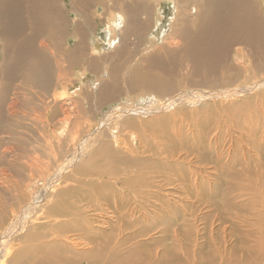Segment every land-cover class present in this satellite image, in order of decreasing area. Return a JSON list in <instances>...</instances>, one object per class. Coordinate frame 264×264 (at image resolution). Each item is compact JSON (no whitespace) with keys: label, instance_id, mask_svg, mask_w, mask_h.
<instances>
[{"label":"bare ground","instance_id":"1","mask_svg":"<svg viewBox=\"0 0 264 264\" xmlns=\"http://www.w3.org/2000/svg\"><path fill=\"white\" fill-rule=\"evenodd\" d=\"M163 1H155L153 8L155 20H152V17L148 18L146 8L141 10L137 4L125 0H69L68 11H74L77 16L83 15L82 12L92 7H100V13L95 12L93 8L92 16L96 17V22L101 17L107 18L106 28H103L104 38L100 42L93 40L100 48L108 45L114 47V59L112 58L108 67H105L106 77L98 81L97 91L100 99L108 101L115 99L114 92L119 91V87H116L119 83L116 76L119 75L122 64L124 61L132 64L131 61H135L136 56L139 55L131 51L129 58H126L129 55L127 54L120 59L126 50L125 42L131 40L137 45L143 35L148 34L146 32L148 26H150L149 35L153 37L151 40L161 39L170 56L164 62L160 54L163 52H159L160 46L155 44L153 52L156 58L152 59L153 53H150L144 60L147 62L145 69L140 64V67L148 72V76L139 75L135 68L129 75L130 85L140 82L146 89L153 91L152 94L146 95L149 99L143 103L144 105L139 103L140 101H130L128 98L124 104L109 107L99 118L97 117L96 123L89 124L79 137L73 136V132L80 130V123L70 125L68 121L71 116L67 117L70 115L67 113L68 115L63 118L66 120V128H61L59 135L62 136L60 142L72 141V149L70 148L69 154L50 171L41 166L43 161L37 153L40 146L33 145L29 148L30 143L25 136H28L32 124H41L40 128H42L54 112L62 111L66 114L63 101L71 102L67 90L57 95L54 91L57 87L64 88L66 84L64 80L68 78L67 75L73 65L77 64L76 54L79 57L85 54L83 40L76 39L70 49L63 47L65 41L63 37L66 34L71 35V38L79 35L77 25L74 29L72 27L70 33H68L69 29L64 28L65 0H0V264L4 263L7 253L11 255L13 264H79L82 261H86L87 264H141L135 257L140 248L125 250L124 245L142 235V229L133 231L131 227L136 226L139 217L135 214L140 215L144 206L142 204L144 196L136 194L133 197L135 202L129 209L132 221L124 219L120 226L113 227L112 232L102 236L95 232V228L93 229L95 225L97 227L106 223L108 216L102 215L101 211L106 210L98 201L99 195L105 200L108 197L102 195L100 191L97 192L96 189H104V184L108 186L109 182L121 183L127 188L135 180L144 185L153 184L164 175L161 174V165L153 167L155 173L144 171L147 169L146 165L140 166L139 161L126 154L130 151L137 153V144L141 143L133 128L132 130L129 128L135 127L137 122L133 115L162 113L184 101L198 105L196 98L199 96L232 97L246 92L247 84L237 85L224 92L221 90L209 92L203 89L189 92L176 91L177 83L174 84L173 75L178 71L182 72V69L186 71L185 74L198 77L202 75V79L197 82L215 80L219 65L222 66L221 74L224 75L221 76L220 81L234 80L233 76H238L240 72H246L250 68L255 70L252 77L264 70V13L261 11L264 7L260 10V7L253 4L254 0H202L204 9L195 16L190 13V9L193 7L196 12L197 8H200V1L191 5L190 1L194 0H173L171 1L172 16L169 15L165 20L168 26L171 23L167 27L169 28L167 32L163 18L167 17L168 13L160 10ZM189 5L190 8L187 7ZM157 6L160 7L156 9ZM168 12L170 14V9ZM83 16L89 17V15ZM93 22L92 20L89 24L91 29L95 27ZM103 26L105 27V23ZM93 50L94 47L89 44L88 64H91L96 53H99L97 46L96 52ZM104 56L109 57V55ZM231 59L236 63L234 64ZM256 60L263 61L261 69L253 67ZM151 68L158 71L160 69L161 73L151 75ZM183 76L184 74L182 78L187 83L196 82L193 77L188 79ZM258 85H264V79L260 80ZM79 86L76 88L78 89ZM251 91L249 85L247 92ZM128 92L124 94L129 97ZM192 96L195 97L194 100ZM49 97L54 102V106L50 108L46 106ZM82 111H84L82 104L78 105L76 117L72 121L82 119V115H85L81 114ZM174 126L176 127V124ZM36 129L41 131L39 128ZM68 129L72 132H66ZM110 137L116 143V150L119 148L118 151L108 148V141L112 140ZM171 142L170 144L173 145V141ZM122 145L126 149L125 153L120 150ZM90 146L89 158L83 162L82 153ZM221 152L220 149L216 150V155L219 156ZM99 153L101 156L97 158ZM168 154L163 157L164 161L169 159ZM172 156L173 154L170 157ZM81 160L82 162L79 163ZM148 161L153 160L148 159ZM158 162L162 163V160ZM104 164H109L108 169L101 170L100 167ZM232 166L233 164L230 163V167ZM123 171H126L125 175H121ZM67 173L68 180L75 181V176L77 181L88 178V184L84 182L88 185V189L81 191L78 196L82 199H76L75 204H67L68 199H61L59 195L63 190L58 191L57 195L53 194L58 182ZM234 175L235 173L232 172L227 176L232 181ZM231 187L235 186L231 185ZM41 207L47 210L37 214ZM117 208L124 209L123 201ZM92 211L91 214L100 212L99 217L87 218L86 215ZM115 229H118L116 234L118 238L114 236ZM15 241L17 245L19 244L17 250L13 248L16 246ZM141 244L139 242L136 246L141 247ZM79 247L87 249L82 250Z\"/></svg>","mask_w":264,"mask_h":264},{"label":"rangeland","instance_id":"2","mask_svg":"<svg viewBox=\"0 0 264 264\" xmlns=\"http://www.w3.org/2000/svg\"><path fill=\"white\" fill-rule=\"evenodd\" d=\"M125 1L137 4L140 9L146 8L148 18L151 19L152 17V20H155L153 8H155L156 0ZM171 1L173 0H164L161 2L162 6L160 8V10L168 13L167 17L163 18L166 32L169 30L167 27L171 24L168 26L167 21H165L169 15L172 16L173 4ZM190 2L191 5L195 2L201 4L200 8L198 7L196 10L197 13L193 7L190 9L191 14H194V16L199 15L204 9V2L202 0ZM63 3H65L63 6L64 28L69 29L68 33H70L72 27L74 29L77 25L79 33L76 38H71V35L66 34L63 37L65 38L63 47L64 49H70L76 39H82L85 54H81L80 57L76 54L77 64L73 65L69 71L68 80H64L66 87H57L54 91L57 95L67 90L71 102L66 103L61 100L65 103L66 114L62 111L54 112L42 128H40L41 124H32L29 127L28 136H25L29 140V148L33 145L40 146L37 153L43 161L41 166L50 171L72 149L71 140H65L64 143L60 142L62 139V136L59 135L62 131L61 128H66V120L63 119L66 115L70 114L67 117L71 116L68 121L70 125L80 123V130L73 132V136L79 137V134L81 135L89 124L94 125L99 116L109 107L124 104L128 101V98L130 101L145 103L149 99L146 95L152 94L153 91L146 89L140 82L130 85L129 75L132 74L135 68L139 75L148 76V72H145L141 67L145 69L147 62L144 60L150 53H153L152 59L156 58L153 52L155 44L160 46L158 51L163 52V54H160L164 62L170 56L161 39L151 40L153 37L149 35L150 26H148L146 31L148 34L143 35L137 45L132 43L131 40L125 42L126 50L120 59H123L131 51L139 55L136 56L135 61H131L132 64L121 60L124 63L119 75L116 76L119 81L116 87H119V91L114 92L115 99L112 101L100 99L97 91L98 81L106 77L105 67H108L110 60L113 58L114 47L108 45L100 48L93 40L100 42L104 38L103 28H106L107 18L101 17L96 22V17L92 16L93 8H95V12L100 13V7H92L82 12L83 15H89L91 17L89 18L83 15L77 16L74 11H68L69 0H65ZM254 3L257 7H260V10L263 9L264 0H254ZM61 4L62 2H60ZM191 5L187 7L190 8ZM159 7L157 6L156 9ZM261 11L264 13V10ZM73 17L74 22L72 23ZM92 20L95 27L91 29L89 24ZM103 23H105V27ZM192 24L193 22L190 26ZM89 44L94 47V52H96V46L99 51L91 64H88L90 58L88 56ZM104 55H109V57ZM129 57L130 54L126 56V58ZM231 60L234 64L236 63L234 59ZM262 64L263 61L256 60L253 67L261 69ZM221 69L222 66L219 65L216 76L212 74V76H215V80L207 79L201 82L197 81L202 79V75L198 77L185 74L186 71L182 69V72L178 71L173 75V82L174 84L177 83L175 90L189 92L192 90L202 91L203 89L209 92L218 90L224 92L226 89H232L237 85L247 84L246 92L232 97L199 96L196 98L199 102L198 105H192L184 101V103H179L171 109L164 110L165 113L155 112L147 114L148 116L133 115L137 122L135 127L129 128L131 130L133 128V131L141 139V143L138 142L137 144L138 152H126L123 143L120 150L126 152L132 159L139 161L140 166L146 165L147 169H144V171L149 170L155 173L153 167L161 165V174L164 173V175L158 178V182L144 185L142 182L135 180L129 188L122 186L121 183L109 182L108 186L104 184V189H96L97 192L100 191L102 195L108 197L106 201L103 196L98 194L100 198L98 201L106 210L101 211L102 215H108L106 223H102L101 226L97 227L96 225L93 226V229H96H94L95 232L101 236L112 232L113 227L120 226L125 220L132 221L129 209L134 205L135 199L133 197L136 194L141 197L144 196L142 198L144 209L142 208L140 215L135 214L139 218L136 221V226L131 227L133 231L142 229V235L124 245L125 250L135 247L140 248L135 257L141 264H156V262L157 264H264V85H258L259 81L264 79V70L252 77L255 70L250 68L246 72H240L238 76H233L235 77L234 80L225 79L220 81L221 76H224L221 74ZM109 71H111L110 68ZM150 71H152L151 75L161 73L160 69L158 71L151 68ZM182 74L186 76H183L184 78L190 79L193 77L192 79L196 82H188V84L182 78ZM249 85L252 88L251 92H247ZM126 91H129V97L124 94ZM51 93L53 94V92ZM142 94L143 96L140 98ZM49 99L46 106L50 108L54 106V102L51 97ZM61 101L59 102L61 103ZM77 104H82L84 111L81 114L84 113L86 116L82 115V119L75 118L76 121H72L76 117ZM36 128L41 129V131L39 132ZM66 132L72 131L68 129ZM110 139L112 140L108 141V148L112 151H118L119 148L116 150V143H114L113 138L110 137ZM126 141L129 142V140ZM171 141H173V145H171ZM66 145L68 146L66 147ZM219 149L222 152L218 156L216 150ZM90 150L91 146L82 153L83 162L89 158ZM166 154L169 155V159L164 161ZM171 154H173L172 157H170ZM100 156L101 153L97 155V158ZM148 159L153 161L149 162ZM160 160H162V163L158 162ZM230 163L233 164L232 167H230ZM108 166L109 164H104L100 168L106 170ZM232 172L235 175L231 181V178H228L227 175ZM125 174L126 171H123L121 175ZM67 175L68 173L58 182L53 194L57 195L58 191L63 190L62 194L59 195L61 199H68L67 204H75L76 199H82L78 196L82 193L81 191L88 189V178L78 179L77 181L75 176V181H77L75 182L74 179L68 180ZM236 176L237 178H235ZM231 185L235 187L232 188ZM121 201H123L124 209L117 208ZM40 210L37 214L44 213L47 209L41 207ZM91 213L93 211L86 215L87 218L99 217L100 212L98 214ZM114 231L115 236L118 229ZM115 238H118V236L116 235ZM139 242L142 243L141 247L136 246ZM15 244L16 246L14 245L13 248L17 250L19 244L17 245V241H15ZM79 249L87 248L79 247ZM6 257L3 264H13L11 255L7 253ZM79 264H87V262L82 261Z\"/></svg>","mask_w":264,"mask_h":264}]
</instances>
